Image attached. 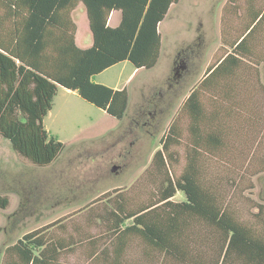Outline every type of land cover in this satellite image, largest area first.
Here are the masks:
<instances>
[{
	"label": "rangeland",
	"instance_id": "rangeland-1",
	"mask_svg": "<svg viewBox=\"0 0 264 264\" xmlns=\"http://www.w3.org/2000/svg\"><path fill=\"white\" fill-rule=\"evenodd\" d=\"M209 1L196 0L178 21L172 20V12L165 15L162 34L169 37L178 33L181 39L191 41L180 49L166 43L155 66L131 76L126 84L128 113L123 119L59 86L43 118L49 134L65 145L52 164H31L0 137V193L9 198L8 206L0 209V264L8 257L6 246L35 230L51 241L70 244L60 251L54 264H105L102 248L110 246V234L95 213L111 206L108 198L118 193L127 210L153 199L161 177L151 175V160L173 121L180 137L170 148L167 169L173 178L183 172L190 133L182 103L204 78L208 66L230 51L252 13L264 10V0H238L236 9L227 5L221 13L220 0L209 12ZM73 17L77 37L86 45L91 35L85 34L83 14ZM200 21L205 27L198 45V37L189 33L188 24ZM249 44L251 53L232 76L219 80L215 89L200 90L205 112H215L213 122L221 127L224 146L215 154L201 153L199 168L202 180L214 189L224 207L238 220L264 232L263 221L255 216L257 204L264 203V17ZM176 57L185 60L186 66L173 78ZM131 69L129 61H122L95 74L92 80L121 85ZM140 104L137 110L135 105ZM184 198L177 191L172 200ZM22 203L26 207L20 212ZM15 211L20 213L10 217ZM123 264L181 263L164 258L139 237L130 236Z\"/></svg>",
	"mask_w": 264,
	"mask_h": 264
},
{
	"label": "trees",
	"instance_id": "trees-1",
	"mask_svg": "<svg viewBox=\"0 0 264 264\" xmlns=\"http://www.w3.org/2000/svg\"><path fill=\"white\" fill-rule=\"evenodd\" d=\"M79 1L86 8L93 39L87 48L77 46L76 25L70 15ZM178 1L0 0V137L31 164H52L65 145L49 134L43 118L59 86L123 119L128 113L127 89H113L92 77L122 61L136 69L155 66L160 56L158 24ZM111 10L121 12L116 27L107 24ZM263 17L264 10L252 13L230 51L208 66L204 78L183 101L181 110L189 118L190 133L183 172L173 178L167 169L170 148L180 137L173 121L151 160V175L161 177L153 199L127 210L118 193L108 198L111 206L95 213L110 234L111 247L102 248L105 264H123L130 236L181 264H264V232L238 220L224 207L214 189L202 180L199 168L201 153L215 154L224 146L221 127L213 122L215 112H205L200 90L215 89L219 80L234 74L251 53L249 43ZM135 106L140 110L141 104ZM177 191L184 194V200H172ZM23 203L20 212L26 207ZM8 204V196L0 193V209ZM256 208L255 216L263 221L264 230V203ZM68 246L31 231L4 248L8 256L5 264H54Z\"/></svg>",
	"mask_w": 264,
	"mask_h": 264
},
{
	"label": "crops",
	"instance_id": "crops-1",
	"mask_svg": "<svg viewBox=\"0 0 264 264\" xmlns=\"http://www.w3.org/2000/svg\"><path fill=\"white\" fill-rule=\"evenodd\" d=\"M217 1H220V0H210L209 1V7H208V11L209 12L213 11V4L215 2H217ZM237 2H238V0H236L235 3H232L229 0H222L221 3H220L221 6H219L220 7L219 10H221V13H222L227 5L229 6L230 9H236L237 8ZM195 4H196V0H179L178 2L173 3L170 6L166 16L170 12H172V16H171L172 20L173 21L174 20L178 21L177 20L178 18H181V17L183 18L185 10L190 9ZM76 13L83 14V18H84V21H85V34L89 32L90 35H91V39H89V42L86 45L83 44L82 38L78 39V37H77V24H76V22L74 20V17H73L74 14H76ZM70 15H71V18H72L73 22L76 25L75 42H76L77 46H79L80 48H87V47L91 46V44L93 42V39H92L91 31H90L89 26H88L87 12H86V8H85L84 4L81 1H79L77 3V5L75 6V8L71 11ZM164 18H163V20H164ZM120 19H121V12L119 10H111L109 15H108L107 24L110 27H116L119 24ZM162 21L158 24V32L160 34V50H162V48L164 47V45L166 43L175 45V49H180L181 45H183L185 43L186 44L190 43V41H191L190 38H188L187 40H183V39H181L180 36H178L179 35L178 33L173 35V36H169V37L164 36L162 34V31H161V28H160V25H161ZM188 25L190 26L189 27L190 28L189 29V33H192V35H195V36L198 37V38H196V43L198 45H200L202 43V35H203V32H204V27H205L204 23L202 21H200V22H197V23H195L193 25H191V23H189ZM85 34L82 36L83 38H84ZM233 43H232V45H233ZM232 45H231V47H232ZM231 47H229V48H231ZM141 70H143V69H136V68H134L132 66V69H131V71L129 73V76L124 81V83L121 84V85H119V84L109 85V84H105V83H101V82H96V81L95 82L107 85V86H109V87H111L113 89H121V88H124V87L126 88V84H127L128 80L131 78V76H133V75L135 76ZM72 92H75V91H72Z\"/></svg>",
	"mask_w": 264,
	"mask_h": 264
},
{
	"label": "flooded vegetation",
	"instance_id": "flooded-vegetation-1",
	"mask_svg": "<svg viewBox=\"0 0 264 264\" xmlns=\"http://www.w3.org/2000/svg\"><path fill=\"white\" fill-rule=\"evenodd\" d=\"M186 66V61L183 60L182 58H178L176 57L173 61V66H172V69H173V73H172V76L173 78H175L178 74V70L184 68Z\"/></svg>",
	"mask_w": 264,
	"mask_h": 264
},
{
	"label": "water",
	"instance_id": "water-1",
	"mask_svg": "<svg viewBox=\"0 0 264 264\" xmlns=\"http://www.w3.org/2000/svg\"><path fill=\"white\" fill-rule=\"evenodd\" d=\"M114 169H115V167L112 168V170H114Z\"/></svg>",
	"mask_w": 264,
	"mask_h": 264
}]
</instances>
